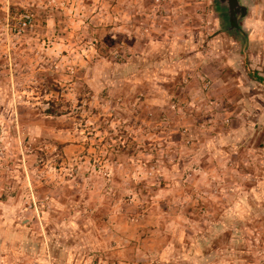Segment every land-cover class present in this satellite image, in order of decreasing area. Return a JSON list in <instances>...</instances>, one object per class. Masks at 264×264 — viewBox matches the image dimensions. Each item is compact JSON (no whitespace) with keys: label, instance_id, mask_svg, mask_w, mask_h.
<instances>
[{"label":"rangeland","instance_id":"1","mask_svg":"<svg viewBox=\"0 0 264 264\" xmlns=\"http://www.w3.org/2000/svg\"><path fill=\"white\" fill-rule=\"evenodd\" d=\"M243 3L0 0V264H264V0Z\"/></svg>","mask_w":264,"mask_h":264},{"label":"water","instance_id":"2","mask_svg":"<svg viewBox=\"0 0 264 264\" xmlns=\"http://www.w3.org/2000/svg\"><path fill=\"white\" fill-rule=\"evenodd\" d=\"M217 3L219 9L228 15L230 21L234 20L238 23L247 14V6L243 0H217Z\"/></svg>","mask_w":264,"mask_h":264},{"label":"built area","instance_id":"3","mask_svg":"<svg viewBox=\"0 0 264 264\" xmlns=\"http://www.w3.org/2000/svg\"><path fill=\"white\" fill-rule=\"evenodd\" d=\"M33 15L29 12L20 14L19 31L27 29L33 23Z\"/></svg>","mask_w":264,"mask_h":264},{"label":"flooded vegetation","instance_id":"4","mask_svg":"<svg viewBox=\"0 0 264 264\" xmlns=\"http://www.w3.org/2000/svg\"><path fill=\"white\" fill-rule=\"evenodd\" d=\"M232 23L236 24V22L234 20H232Z\"/></svg>","mask_w":264,"mask_h":264},{"label":"trees","instance_id":"5","mask_svg":"<svg viewBox=\"0 0 264 264\" xmlns=\"http://www.w3.org/2000/svg\"><path fill=\"white\" fill-rule=\"evenodd\" d=\"M205 245V244H204Z\"/></svg>","mask_w":264,"mask_h":264}]
</instances>
